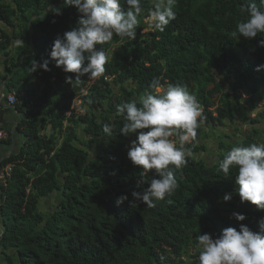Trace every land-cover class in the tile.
<instances>
[{"label":"trees","instance_id":"trees-1","mask_svg":"<svg viewBox=\"0 0 264 264\" xmlns=\"http://www.w3.org/2000/svg\"><path fill=\"white\" fill-rule=\"evenodd\" d=\"M253 2L264 11L261 0H177L176 19L161 32L145 22L152 0H141L136 38L114 34L98 45L109 56L105 72L94 82L85 75L68 84L65 77L75 74L54 62L50 71L32 72L31 65L48 59L57 36L77 27L76 8L64 0H0L2 79L7 94L16 96L15 132L22 139L0 162V173L11 169L0 180V264H199L200 234L216 238L241 224L259 230L264 210L241 203L236 169L227 177L218 171L232 147L264 144V112L252 117L264 101V70L257 71L264 65V33L232 36ZM155 78L162 89L185 87L204 119L184 146L187 164L175 173V191L149 207L132 197L148 185L137 186L141 168L127 157L136 134L120 133L117 105L135 100L139 107L146 94H158L151 87ZM77 97L83 113L71 110ZM105 123L113 126L111 135ZM237 123L250 128L241 133ZM227 127L235 134L217 133ZM0 130L9 134L0 144L10 145L14 131ZM172 139L179 147L178 137ZM209 139L218 145L214 160L201 157ZM154 177L149 171L147 180ZM225 194L231 200L223 201ZM121 195L128 200L117 205ZM233 213L246 219L237 221Z\"/></svg>","mask_w":264,"mask_h":264},{"label":"clouds","instance_id":"clouds-1","mask_svg":"<svg viewBox=\"0 0 264 264\" xmlns=\"http://www.w3.org/2000/svg\"><path fill=\"white\" fill-rule=\"evenodd\" d=\"M152 2L153 8L149 9L146 17L148 28L163 32L176 19L174 6L177 0ZM64 3L76 8L77 27L66 31L63 37L57 36L49 58L35 61L31 71H50L49 64L54 62L64 73L75 74V79L65 77L68 84L85 75L96 79L105 72L109 61L108 53L98 45L112 41L114 34L121 38H136L135 30L140 23L138 17L143 11L141 0H123V5L121 0H64ZM261 3L264 4V0ZM51 8L54 9L53 14H62L60 8ZM247 13L248 19L236 25L233 37L239 34L252 39L264 33V11L253 2L247 5ZM259 45L264 47V40L259 41ZM261 70H264V65L257 67V71ZM151 87L158 94H146L139 107L135 100L117 105L124 121L120 133L124 136L136 134V139L128 145L127 157L134 166L141 168L137 186L148 185L142 193L133 191L132 197L149 207L153 206L154 199L162 200L175 191V173L187 164L184 146L196 139L197 128L204 119L196 97L185 87L168 85L161 90L159 78L153 79ZM103 131L111 135L113 126L105 123ZM174 136L178 137L179 147L172 139ZM187 154L190 155V151ZM233 168L236 169L234 191L241 203L250 202L258 210H264V144L232 147L219 162L218 171L227 177ZM151 170H155V177L149 182L147 176ZM231 198L232 194H225L223 201ZM126 200L128 197L121 195L115 202L119 205ZM232 216L237 221L246 219L241 213H233ZM196 239V247L200 249L199 264H264V218L260 219L256 232L241 224L239 230L233 227L223 229L216 238L204 233Z\"/></svg>","mask_w":264,"mask_h":264},{"label":"crops","instance_id":"crops-1","mask_svg":"<svg viewBox=\"0 0 264 264\" xmlns=\"http://www.w3.org/2000/svg\"><path fill=\"white\" fill-rule=\"evenodd\" d=\"M17 43V41H16ZM5 58H0V128L14 131L10 145L0 144V162L10 155L22 143L21 136L15 132V128L19 122V117L13 107L7 104V91L5 89L4 80L2 79L6 73V66L4 64ZM9 148L11 150L9 151Z\"/></svg>","mask_w":264,"mask_h":264},{"label":"rangeland","instance_id":"rangeland-1","mask_svg":"<svg viewBox=\"0 0 264 264\" xmlns=\"http://www.w3.org/2000/svg\"><path fill=\"white\" fill-rule=\"evenodd\" d=\"M147 23V21H145ZM144 34L147 33V30H145L143 32ZM96 79H93L92 82H94ZM35 87H37L39 89V92L41 91V89H43V84H41L40 81H36V84H34ZM31 88V87H30ZM161 90H163L161 88ZM244 100H248V97H244ZM81 106V100L79 97H77L73 103V105L71 106V110L72 109H77V111L79 113H83V110L80 109ZM264 112V101H261L257 104V108L255 110L252 111V117L254 118L255 116H257L259 113ZM70 112L67 113V115H69ZM263 118V117H262ZM238 127H240L242 130L240 131L241 133L244 132L243 129L247 130L250 127L248 125H242L241 123H237ZM261 128H264V118L262 119V125H260ZM225 133L226 135L232 136L234 135V130L230 127L227 128H222L221 131H218L217 133ZM241 133L237 134V138L239 136H241ZM203 144H208L209 146V150L207 153L201 154V157L207 159L210 155V158L212 160H214L216 158V154H215V150L217 149V143H215V139H209V140H205L203 141ZM208 160V159H207ZM11 191L13 192V189H11Z\"/></svg>","mask_w":264,"mask_h":264},{"label":"built area","instance_id":"built-area-1","mask_svg":"<svg viewBox=\"0 0 264 264\" xmlns=\"http://www.w3.org/2000/svg\"><path fill=\"white\" fill-rule=\"evenodd\" d=\"M16 101L17 100H16L15 94H11L7 98V104L9 106L15 105L16 104ZM8 137H9V134L5 130H0V141L1 140H6ZM10 172H11V169L10 168L7 169V172L1 171V173H0V180L2 182H4L6 180V176H8Z\"/></svg>","mask_w":264,"mask_h":264}]
</instances>
